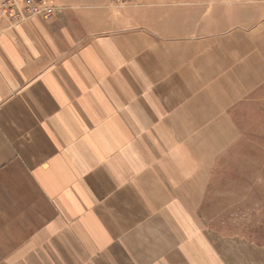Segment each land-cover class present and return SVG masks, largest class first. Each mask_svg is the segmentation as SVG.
Instances as JSON below:
<instances>
[{
  "label": "crops",
  "instance_id": "obj_1",
  "mask_svg": "<svg viewBox=\"0 0 264 264\" xmlns=\"http://www.w3.org/2000/svg\"><path fill=\"white\" fill-rule=\"evenodd\" d=\"M48 2L0 24V264H264V217L206 209L261 108L263 2Z\"/></svg>",
  "mask_w": 264,
  "mask_h": 264
},
{
  "label": "rangeland",
  "instance_id": "obj_2",
  "mask_svg": "<svg viewBox=\"0 0 264 264\" xmlns=\"http://www.w3.org/2000/svg\"><path fill=\"white\" fill-rule=\"evenodd\" d=\"M258 1L263 2L264 9V0ZM141 2L142 0H115L113 4L117 10H122ZM211 4H221V0H214ZM260 105L259 110L246 113L242 129L247 141L232 146L219 160L217 172L212 176L214 182H221L220 185L224 186L208 191L209 206L206 209L209 213L226 216L225 219L215 220L217 225L236 226L239 223L236 216L240 214L248 215V220L253 219L255 213L260 219L264 217V95ZM249 182L260 184H256L254 189H245ZM198 192L197 198L201 196V191ZM246 224L249 225L250 222Z\"/></svg>",
  "mask_w": 264,
  "mask_h": 264
},
{
  "label": "built area",
  "instance_id": "obj_3",
  "mask_svg": "<svg viewBox=\"0 0 264 264\" xmlns=\"http://www.w3.org/2000/svg\"><path fill=\"white\" fill-rule=\"evenodd\" d=\"M56 11L48 0H0V24L24 23L36 18L49 20Z\"/></svg>",
  "mask_w": 264,
  "mask_h": 264
}]
</instances>
